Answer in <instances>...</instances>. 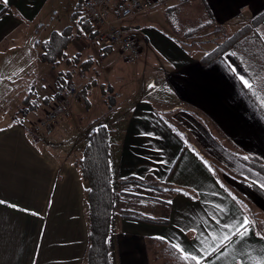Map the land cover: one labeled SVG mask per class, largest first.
<instances>
[{"label":"crops","instance_id":"crops-1","mask_svg":"<svg viewBox=\"0 0 264 264\" xmlns=\"http://www.w3.org/2000/svg\"><path fill=\"white\" fill-rule=\"evenodd\" d=\"M191 2L203 23L229 35L264 10V0ZM61 8L60 0H0V200L6 202L0 264H88V193L77 162L96 125L85 135L75 118L51 133L27 128L64 91L73 64L84 67L79 83L88 113L93 97L101 106L88 123L98 120L109 134L114 264H151L150 242L159 237L198 253L201 232L207 236L244 216L256 223L236 244L235 261L251 256L248 264H258L264 259V23L253 39L204 63L218 41L200 49L186 40L188 32L168 31L163 20L171 5H165L156 19L142 16L150 18L139 28L143 58L158 65L145 74L127 67L111 45L87 50L93 39L85 35L56 63L46 60L43 43L71 24L55 25ZM152 81L156 87L146 88ZM135 194L144 202L133 201ZM208 259L232 264L231 257Z\"/></svg>","mask_w":264,"mask_h":264},{"label":"trees","instance_id":"trees-1","mask_svg":"<svg viewBox=\"0 0 264 264\" xmlns=\"http://www.w3.org/2000/svg\"><path fill=\"white\" fill-rule=\"evenodd\" d=\"M84 0H78L71 18V24L61 32L54 31L43 43L44 58L56 63L59 57L65 55L67 46L73 40H79L83 35L93 38L96 33L93 25L82 10ZM264 23V10L231 37L216 45L215 49L203 57L208 63L229 50L240 37ZM207 26L211 22L205 23ZM64 50V52H63ZM63 53V55H62ZM83 64V63H82ZM70 75V74H69ZM84 95V93H82ZM110 101V97L107 98ZM90 132L88 141L77 164L81 178L85 182L88 193L89 243L87 246L88 264H114L111 250V233L113 226L114 188L110 162L109 134L106 126L97 125ZM153 244L166 257V264H190L180 259V254L173 249L172 244L163 239L153 238Z\"/></svg>","mask_w":264,"mask_h":264},{"label":"built area","instance_id":"built-area-1","mask_svg":"<svg viewBox=\"0 0 264 264\" xmlns=\"http://www.w3.org/2000/svg\"><path fill=\"white\" fill-rule=\"evenodd\" d=\"M165 0H84L82 10L88 15L95 31V40L116 47L122 57L129 63H136L142 54V48L135 33L128 25L134 19L152 10ZM85 76L84 70L79 69L76 77L66 78L64 91L55 99L52 106L43 116L29 126L34 135L46 134L55 131L61 121L70 118L73 113V104L82 99L79 81ZM156 84L147 83V88ZM120 95L117 94V97Z\"/></svg>","mask_w":264,"mask_h":264},{"label":"rangeland","instance_id":"rangeland-1","mask_svg":"<svg viewBox=\"0 0 264 264\" xmlns=\"http://www.w3.org/2000/svg\"><path fill=\"white\" fill-rule=\"evenodd\" d=\"M60 1L62 3V8L60 10L59 18L57 19V21H55V25L57 23H60V22L63 23V22L70 21V23H71V18H72L73 12L76 9V6H77L76 2H78V0H60ZM165 5L166 6L171 5V8H168V11H167L168 12L167 13V18L168 19L163 20V23L165 21L169 20L170 28L168 26H165V28L168 31L169 30L170 31H174V33H176L178 35L177 37H182L184 32H188L186 40L188 39V41L191 40V42L197 43L194 46H198V48H200V49L210 46L211 44H213V42H217V41H218V43L223 42V40H225L226 37L229 38V37H231L232 35L235 34L234 33L232 35H229L226 32L224 34H222L221 32L220 33L217 32V30L209 28L211 25L207 26L205 23H203L199 19V18H201L200 16L202 14L200 12V10H199V5L192 3L191 0H165L164 3L161 4L160 6L154 8L152 10H149V11H147V12H145V13L139 15V16H137L134 19V21L131 24L128 25V28L133 33H135V35L137 36V38L139 40V43L142 46L141 48H144V50H145V45H143V43H142L143 42L142 41V35H141L142 32L140 31L141 29H139V28L141 27V25L143 23H145L146 20H148L150 18L149 17L146 18V17H142V16L143 15L145 16L147 13H150L153 16V17H151V19L152 20L156 19L158 15L163 14V11H165L164 10ZM69 8H72L71 15L68 13ZM255 35H256V33L253 32V30H251L250 32H248L244 36L240 37L235 44H237L239 41L242 42V41H245V40L253 39L255 37ZM214 37H216V38H214ZM92 39H93L92 42L88 43L87 50L89 48L92 49L93 45H95L97 47L100 44L108 45L106 43H100V44L97 43V41L95 40V36ZM85 41L88 42V40H85ZM182 41H185V38H182ZM234 45H233V47H234ZM114 51L118 55H120V53H119V51H118V49L116 47H114ZM202 51H204V50L202 49ZM91 52H93V49H92ZM141 55H142V59L140 60V62H137L135 64H131V63L125 62L127 67H131V68L138 67V68H141V69L144 70L145 74H148L150 72L156 71L157 70V66H158L157 63H153L152 60H150V62L147 63V61H145L144 58H143V55H144L143 51H142ZM117 58H118V56H117ZM118 59L123 60L121 58H118ZM116 61H117V59H116ZM71 66H72L71 73H70V75L67 78L76 77L79 69H81V68L84 69L83 65H81V64L80 65L79 64H73ZM162 66H163V64H161L159 66V69H161ZM145 87L147 88V84H146ZM106 92L113 94L111 91H106ZM111 94H109V95H111ZM117 94H119V93H117ZM117 94L114 95V96L117 97ZM159 95L162 96L161 93H159ZM80 101L79 102H75L73 104V113H72L71 117L70 118H65V119L66 120H73L75 118V120H73L74 124L78 125V127H80V130H81L80 133L85 135V134L88 133L89 128H94V127H92L93 124L91 122L88 123V119L91 120L90 117L92 115L97 114V112H100L99 111V106L100 105H97L98 104V99L93 97L94 107L90 111V114H89L88 112H89L90 108L88 109L86 107V103L84 102L83 99H81ZM100 108H101V106H100ZM60 124H59V126H60ZM27 128H28V131H29V126ZM71 134H73V133H71ZM68 135H70V132H68ZM68 135H66V136H68ZM72 137H74V135H70L69 139L73 143L74 142L73 141L74 138H72ZM135 195H136V198L133 201H136V202H141L142 201V202H144V199H145L144 197H141V195H139V194H135ZM157 195H158V192H157ZM124 200L125 199H124L123 196H122L121 199H119V206L125 207V204H123ZM130 205H136V204H130ZM134 212L138 213L137 211H134ZM152 244L153 243L151 241L150 242L151 250L149 252L151 264H166V257H164V254L162 252H160V250H158L157 253L156 252L154 253V250L156 248L154 247V250H153Z\"/></svg>","mask_w":264,"mask_h":264},{"label":"snow or ice","instance_id":"snow-or-ice-1","mask_svg":"<svg viewBox=\"0 0 264 264\" xmlns=\"http://www.w3.org/2000/svg\"><path fill=\"white\" fill-rule=\"evenodd\" d=\"M3 3L8 4V0H3ZM240 79L245 85L251 87L249 81L243 76H241ZM149 87L155 86L150 85ZM4 203L6 202L0 200V204ZM168 203H172V201H168ZM12 207L16 206L12 205ZM213 219L216 218L214 217ZM255 223L256 222L250 220L248 216H244L233 224H223L219 231L209 232L207 236H204V233L201 232L200 235L203 239L200 240L201 247L198 253L187 252L179 244H174L172 247L180 254L181 260L190 262V264H214V261L208 259L212 255H215L217 260H227L231 257L232 264H236L235 256L241 254V252L237 251L236 244L244 240L248 234L254 231ZM217 225L219 226L218 219ZM190 231L196 232L197 230L190 229ZM158 239H163V237H159ZM261 239H264V235H261ZM248 260L255 261V258L248 256V259L241 260L240 264H248ZM258 264H264V259L259 260Z\"/></svg>","mask_w":264,"mask_h":264},{"label":"bare ground","instance_id":"bare-ground-1","mask_svg":"<svg viewBox=\"0 0 264 264\" xmlns=\"http://www.w3.org/2000/svg\"><path fill=\"white\" fill-rule=\"evenodd\" d=\"M154 85V84H153ZM155 86V85H154Z\"/></svg>","mask_w":264,"mask_h":264}]
</instances>
